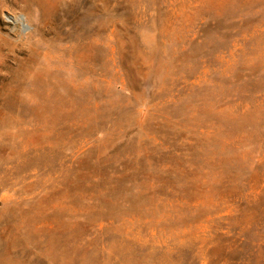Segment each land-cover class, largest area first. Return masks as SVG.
Returning <instances> with one entry per match:
<instances>
[{"label": "rangeland", "instance_id": "obj_1", "mask_svg": "<svg viewBox=\"0 0 264 264\" xmlns=\"http://www.w3.org/2000/svg\"><path fill=\"white\" fill-rule=\"evenodd\" d=\"M0 264H264V0H0Z\"/></svg>", "mask_w": 264, "mask_h": 264}, {"label": "water", "instance_id": "obj_2", "mask_svg": "<svg viewBox=\"0 0 264 264\" xmlns=\"http://www.w3.org/2000/svg\"><path fill=\"white\" fill-rule=\"evenodd\" d=\"M18 19H19L20 21H22V17H18Z\"/></svg>", "mask_w": 264, "mask_h": 264}]
</instances>
